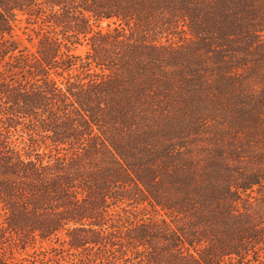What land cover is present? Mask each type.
I'll return each instance as SVG.
<instances>
[{
    "label": "trees",
    "instance_id": "trees-1",
    "mask_svg": "<svg viewBox=\"0 0 264 264\" xmlns=\"http://www.w3.org/2000/svg\"><path fill=\"white\" fill-rule=\"evenodd\" d=\"M0 264H264V0H0Z\"/></svg>",
    "mask_w": 264,
    "mask_h": 264
},
{
    "label": "rangeland",
    "instance_id": "rangeland-1",
    "mask_svg": "<svg viewBox=\"0 0 264 264\" xmlns=\"http://www.w3.org/2000/svg\"><path fill=\"white\" fill-rule=\"evenodd\" d=\"M21 26L23 27L24 25L22 24ZM106 27H107V22L101 23L100 28L102 30H105ZM110 27H113V25L110 24ZM22 32H23V30L16 31L17 42H18V44H19L20 47H26L29 51L32 52L34 50L35 40L32 39V41H28L26 35H31V33L29 31H25V34L26 35H24ZM86 51H87V48L85 47L84 44L72 48V52L74 54L81 55V56L85 55ZM42 248L43 249H41V251L42 252H47L46 253L47 256L52 255V254H50V252L48 250V248H49L48 247V243H44L42 245ZM31 252H32V250L29 249L28 250V253H31Z\"/></svg>",
    "mask_w": 264,
    "mask_h": 264
}]
</instances>
